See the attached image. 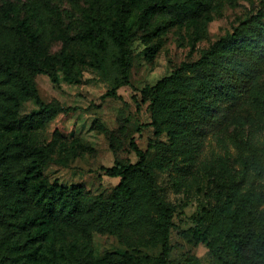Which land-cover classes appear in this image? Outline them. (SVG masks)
Wrapping results in <instances>:
<instances>
[{
    "label": "rangeland",
    "instance_id": "1",
    "mask_svg": "<svg viewBox=\"0 0 264 264\" xmlns=\"http://www.w3.org/2000/svg\"><path fill=\"white\" fill-rule=\"evenodd\" d=\"M202 1L207 2L205 12L182 21L166 15L160 0L138 4L134 0H0V66L15 74L0 71V148L15 144L20 121L26 127L40 115L39 105L24 86L36 88L45 103L72 108L52 119L40 116L31 131L21 134L51 155L41 169L48 181L68 188L83 186L87 210L120 182L102 167L117 161L138 162L131 147L134 139L150 151L157 185L178 210L169 264H217L227 236L216 232L205 245L195 241V232L206 229L227 203L234 209L243 202L256 203L264 195V175L246 173L238 150L243 141L264 142V71L255 98L232 111L216 108L212 124L203 119L209 113L194 115L192 121L184 115L177 118L179 128H195L193 139L182 133L175 141L167 126L153 123L157 109L153 87L180 65L195 63L242 20L264 12V0ZM92 19L106 27L122 21L133 25L128 85L119 82L112 65L99 69L100 49L84 39ZM21 20L31 24L36 43L22 31ZM31 61L43 72H34ZM195 146L197 156L191 159L188 148ZM25 168L22 161L11 163L16 181L26 174ZM6 173V167L0 166V208L5 220L0 222V264H32L30 249L16 253L15 246L17 237L26 234L17 230L37 209L4 189ZM240 183L238 195L232 197V189ZM74 223L54 224L53 234L42 244L40 262L46 258L44 264L68 260L118 264L129 254L137 264H159L161 240L144 228L114 231L80 220Z\"/></svg>",
    "mask_w": 264,
    "mask_h": 264
},
{
    "label": "trees",
    "instance_id": "2",
    "mask_svg": "<svg viewBox=\"0 0 264 264\" xmlns=\"http://www.w3.org/2000/svg\"><path fill=\"white\" fill-rule=\"evenodd\" d=\"M134 1L138 4L143 0ZM160 2L166 15L182 21L202 14L207 6V2L202 0ZM20 27L31 42H37L38 36L27 20H21ZM132 29V24L123 21L113 22L106 27L97 19H92L89 33L84 36L85 41L95 43L100 49L97 63L99 69L103 70L108 64L112 65L114 72L120 77L119 82L124 85L130 83ZM30 68L37 73L43 72L35 61L30 62ZM0 71L8 76L15 75L4 66H0ZM263 71L264 12L259 11L242 20L233 32L203 51L195 63L180 65L153 87L154 103L157 106L153 123L156 126H167L175 141L183 134L186 137L191 134L190 138L193 139L197 137L195 128H179L177 118L184 115L190 121L194 115L200 117L203 113H209L203 119L212 124L211 114L216 108L232 111L252 97L255 98L256 85ZM24 89L35 98L40 107V115L32 117V122L26 127L20 121L17 125L20 129L15 130V144L0 148V166L7 170L2 178L4 189L8 193L15 192L17 201H28L37 209V212L27 216L17 230L19 235L23 232L26 234L17 237L15 252L23 253L30 249L32 264H44L47 262L46 258L40 262L38 255L43 242L53 234L54 224L64 222L76 225L74 222L80 220L83 224H96L99 228H111L114 231L121 228H144L161 240L162 254L159 264H169L172 257L171 234L176 227L174 220L178 210L164 199L157 185L150 151L141 149L133 139L131 147L139 158L138 162L117 161L112 167H102L107 176L120 178V182L112 191L101 194L86 210L83 186L73 185L68 188L58 181H48L41 169L51 161V155L44 147L28 143L26 134H21L23 130L31 131L39 118L52 119L72 108L45 103L36 88L31 90L24 86ZM172 102L175 104L173 108L170 107ZM157 132L162 130L158 129ZM174 144L176 143L173 142L172 145ZM154 147L155 145L151 148ZM197 149L199 147L196 146L188 148L187 154H191V159L197 156ZM238 150L246 173L255 171L258 175H264V142L243 141ZM18 161L26 164V174L16 181L10 167L12 162ZM240 187L241 183L232 189V197L238 195ZM262 204L264 195L256 203L248 205L243 202L234 209L232 203H227L212 216L206 229L200 228L195 232V241L208 245L210 236L224 232L227 240L222 252L216 256L217 264H264ZM221 212H226V216L222 217ZM2 213L0 208V222L4 224ZM199 225L204 226L205 222H200ZM52 264L77 263L68 260L55 261ZM118 264L137 262L132 255L126 254Z\"/></svg>",
    "mask_w": 264,
    "mask_h": 264
}]
</instances>
